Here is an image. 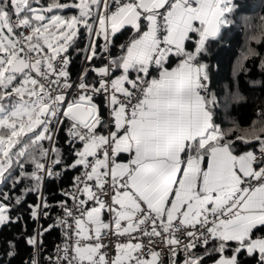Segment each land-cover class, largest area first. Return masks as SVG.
<instances>
[{
  "label": "snow or ice",
  "instance_id": "obj_1",
  "mask_svg": "<svg viewBox=\"0 0 264 264\" xmlns=\"http://www.w3.org/2000/svg\"><path fill=\"white\" fill-rule=\"evenodd\" d=\"M237 10V0H0V229L23 224L0 264L20 242L31 250L22 264H264V110L242 134L222 129L204 62ZM253 142L258 151L240 150ZM69 172L50 203L46 185ZM55 229L61 242L45 255Z\"/></svg>",
  "mask_w": 264,
  "mask_h": 264
},
{
  "label": "trees",
  "instance_id": "obj_2",
  "mask_svg": "<svg viewBox=\"0 0 264 264\" xmlns=\"http://www.w3.org/2000/svg\"><path fill=\"white\" fill-rule=\"evenodd\" d=\"M78 1V0H77ZM52 2V0H41L45 6ZM60 3H68L69 0H59ZM241 5V10L235 11L231 14L232 24L228 26L222 33V39L219 42L213 43L210 49V55L204 57V62L208 63L211 76V89L216 93L219 104L216 108L214 122L224 130L235 128L233 137L242 134L243 129H248L254 121L259 120L261 110H264V69L260 67L261 58H264V36H261V25L264 24V0H237ZM57 11L56 9L53 10ZM75 9H64L62 12L66 14L75 13ZM132 35L130 29H124L117 33L114 38V46L112 53H119V45L125 43ZM260 37V42L257 43L252 37ZM98 43H101L99 41ZM83 29H81V36H79L75 43L69 47L68 53L71 57L69 70L72 78L76 76L81 68L83 56L76 51L77 46L83 47ZM249 48L255 49L258 56L250 57L248 60L242 61V54L246 53ZM243 63V68L239 65ZM92 63L96 66L102 65V61L95 59ZM172 66H175V60L172 61ZM94 73L90 74L88 79L92 81ZM242 97L237 99L236 95ZM95 102L101 105L103 115V103L100 97H97ZM60 144L63 145L64 136L60 134ZM239 143V142H238ZM254 145V146H253ZM253 145L240 144V150H248L249 148L259 146L253 142ZM65 151L67 145H63ZM75 172H69L63 179L56 180L55 183H48L46 185L45 195L49 196L50 203H55L60 197V188L67 187L70 183V177ZM0 191H8V189L0 186ZM19 189L15 193L18 194ZM55 197V200L51 199ZM35 200L34 195L27 196V202L32 203ZM58 209H53L52 215L58 213ZM12 215H16L14 210ZM28 231L31 232L36 224L25 217ZM45 226L50 223L49 220H42ZM23 224L8 225L0 229V248L5 247V241L13 239L21 232ZM259 234V233H258ZM59 238V229L53 230L51 233L45 235L44 247L45 255L50 253L53 243ZM31 250L26 248L23 242L18 245L19 254L12 259L11 264H22V261L27 259ZM207 259V258H206ZM250 260V258L245 257ZM208 264H212L209 260ZM251 264V262H250Z\"/></svg>",
  "mask_w": 264,
  "mask_h": 264
},
{
  "label": "built area",
  "instance_id": "obj_3",
  "mask_svg": "<svg viewBox=\"0 0 264 264\" xmlns=\"http://www.w3.org/2000/svg\"><path fill=\"white\" fill-rule=\"evenodd\" d=\"M101 43H102V41H101ZM84 66V64H83V60H82V64H81V68ZM99 66H102V65H99ZM98 67V66H97ZM80 68V69H81ZM80 69H79V71H80ZM79 71H78V73H79ZM77 73V74H78ZM77 74H76V76H77ZM76 76L73 78V79H75L76 78ZM105 117L107 116V112L105 111V115H104ZM258 148H259V146H256V147H252V148H249L248 150H253V151H258ZM61 242V235H60V231H59V238L53 243V246H52V249L50 250V253H54V250H55V245H57V244H59ZM45 248V247H44Z\"/></svg>",
  "mask_w": 264,
  "mask_h": 264
},
{
  "label": "rangeland",
  "instance_id": "obj_4",
  "mask_svg": "<svg viewBox=\"0 0 264 264\" xmlns=\"http://www.w3.org/2000/svg\"><path fill=\"white\" fill-rule=\"evenodd\" d=\"M55 12H60V14H62V15H75V14H78V11H76L75 13L73 12V13H71V14H66V13L62 12L61 10H57V11H55ZM55 12H54V13H55Z\"/></svg>",
  "mask_w": 264,
  "mask_h": 264
}]
</instances>
